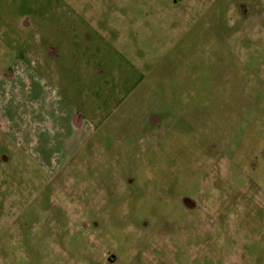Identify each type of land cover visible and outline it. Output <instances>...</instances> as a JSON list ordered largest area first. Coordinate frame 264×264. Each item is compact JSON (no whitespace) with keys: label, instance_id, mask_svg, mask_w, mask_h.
Listing matches in <instances>:
<instances>
[{"label":"rangeland","instance_id":"obj_1","mask_svg":"<svg viewBox=\"0 0 264 264\" xmlns=\"http://www.w3.org/2000/svg\"><path fill=\"white\" fill-rule=\"evenodd\" d=\"M0 264H264V0H0Z\"/></svg>","mask_w":264,"mask_h":264},{"label":"crops","instance_id":"obj_2","mask_svg":"<svg viewBox=\"0 0 264 264\" xmlns=\"http://www.w3.org/2000/svg\"><path fill=\"white\" fill-rule=\"evenodd\" d=\"M242 3H243V2H242ZM242 3H241V4H242ZM243 6L245 7V4H244V3H243Z\"/></svg>","mask_w":264,"mask_h":264}]
</instances>
